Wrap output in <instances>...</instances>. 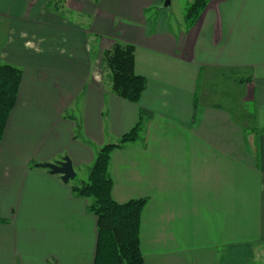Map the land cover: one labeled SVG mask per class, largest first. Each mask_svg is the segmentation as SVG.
<instances>
[{"label":"crops","instance_id":"0c3cea01","mask_svg":"<svg viewBox=\"0 0 264 264\" xmlns=\"http://www.w3.org/2000/svg\"><path fill=\"white\" fill-rule=\"evenodd\" d=\"M163 3L0 0V62L22 74L0 141V264H94L96 217L72 188L140 120L108 173L117 204L144 201L143 263L259 264L264 0H208L178 34ZM116 41L134 46L146 81L137 103L111 90L102 59ZM64 157L76 174L67 184L36 167Z\"/></svg>","mask_w":264,"mask_h":264},{"label":"trees","instance_id":"16d2710c","mask_svg":"<svg viewBox=\"0 0 264 264\" xmlns=\"http://www.w3.org/2000/svg\"><path fill=\"white\" fill-rule=\"evenodd\" d=\"M208 0H193L185 11L186 28L192 27ZM134 46L120 41L104 52L102 63L109 72L111 90L120 98L137 103L146 81L134 70ZM21 70L0 62V141L10 111L16 102ZM142 131V121L116 144L101 147L85 182L74 185L77 196L90 200L88 211L96 217L97 246L94 264H144L139 250V217L143 200L117 204L111 196L112 181L108 169L111 151L135 141Z\"/></svg>","mask_w":264,"mask_h":264},{"label":"rangeland","instance_id":"374dc122","mask_svg":"<svg viewBox=\"0 0 264 264\" xmlns=\"http://www.w3.org/2000/svg\"><path fill=\"white\" fill-rule=\"evenodd\" d=\"M93 5L98 6V2L101 0H89ZM193 0H171L170 6L167 8H161L162 12L166 16V19L168 21L169 27L173 34H178L180 31L184 32L186 29V23H185V11L186 8L190 3H192ZM101 6L104 5V3L100 4ZM52 6V5H50ZM51 10L54 8H50ZM157 11L151 10L146 13V16L149 17V19H153L154 15ZM60 13V12H58ZM62 14H64L68 18H81L80 21L83 23H87L86 17H81L82 15H78L76 12L66 11L65 9L62 11ZM83 28H87L86 26H81ZM255 262L259 264H264V254L261 258H257Z\"/></svg>","mask_w":264,"mask_h":264},{"label":"water","instance_id":"95a60500","mask_svg":"<svg viewBox=\"0 0 264 264\" xmlns=\"http://www.w3.org/2000/svg\"><path fill=\"white\" fill-rule=\"evenodd\" d=\"M171 0H164L163 7L170 6ZM37 168L47 169L51 174L59 175L63 183L67 184L76 177L72 163L68 157L54 163L36 164Z\"/></svg>","mask_w":264,"mask_h":264}]
</instances>
